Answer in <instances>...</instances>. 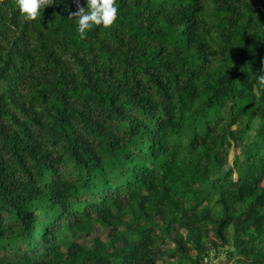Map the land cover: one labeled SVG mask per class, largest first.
Returning a JSON list of instances; mask_svg holds the SVG:
<instances>
[{"label":"trees","instance_id":"1","mask_svg":"<svg viewBox=\"0 0 264 264\" xmlns=\"http://www.w3.org/2000/svg\"><path fill=\"white\" fill-rule=\"evenodd\" d=\"M117 3L0 0V264H264V0Z\"/></svg>","mask_w":264,"mask_h":264},{"label":"clouds","instance_id":"2","mask_svg":"<svg viewBox=\"0 0 264 264\" xmlns=\"http://www.w3.org/2000/svg\"><path fill=\"white\" fill-rule=\"evenodd\" d=\"M48 5L50 0H17L18 10L28 20H35ZM118 15L117 0H86V7L79 8L75 13V17H78L77 31L84 38L94 26L113 25ZM257 85L264 91V75L259 77Z\"/></svg>","mask_w":264,"mask_h":264},{"label":"rangeland","instance_id":"3","mask_svg":"<svg viewBox=\"0 0 264 264\" xmlns=\"http://www.w3.org/2000/svg\"><path fill=\"white\" fill-rule=\"evenodd\" d=\"M237 153V151L232 148L229 152V165H232L233 159L235 154ZM264 211V210H263ZM108 236V230H102L101 228L97 227L96 232L94 234V237H98L102 240H106ZM169 248H173L172 244H169L168 246ZM211 255H214L213 253H211ZM218 260V264H239L238 258L235 256V253H230V252H222V254L217 257ZM160 264H169V260L168 259H164L160 262Z\"/></svg>","mask_w":264,"mask_h":264},{"label":"built area","instance_id":"4","mask_svg":"<svg viewBox=\"0 0 264 264\" xmlns=\"http://www.w3.org/2000/svg\"><path fill=\"white\" fill-rule=\"evenodd\" d=\"M218 258L215 255H210V257L205 258L204 264H218Z\"/></svg>","mask_w":264,"mask_h":264}]
</instances>
